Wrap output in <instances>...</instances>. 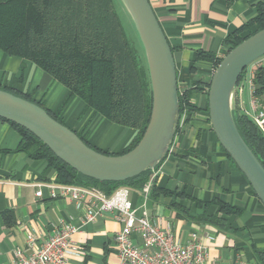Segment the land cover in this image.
Listing matches in <instances>:
<instances>
[{"label": "crops", "instance_id": "crops-1", "mask_svg": "<svg viewBox=\"0 0 264 264\" xmlns=\"http://www.w3.org/2000/svg\"><path fill=\"white\" fill-rule=\"evenodd\" d=\"M149 3L172 48L178 90L190 89V103L195 110L181 114L168 154L141 188L119 185L115 189L128 187V199L136 215H144L151 223L168 229L178 242H199L210 262L264 264V205L212 130L206 107L207 82L214 66L208 60L195 59L197 51L222 57L226 52L224 39L253 18L264 0H235L230 5L226 0ZM259 65L264 66V56L245 71L242 86L235 90L233 98L234 105L251 119L254 109L249 81ZM3 85L30 93L52 112H57L68 94L64 85L31 61L0 49V86ZM258 104L264 107L259 98ZM59 117L90 145L109 153L120 152L137 132L95 113L75 95L68 99ZM19 141V132L0 118V264H13L17 248L31 251L28 236L38 244L64 225L77 227L71 238L81 249L69 254L66 264H119L113 234L121 224L114 212L99 213L93 221L83 222L84 206L91 195L85 194L78 202L69 196L51 198L47 184L57 182L56 171L44 159L15 151ZM154 186L183 196H153ZM38 189L40 196L35 194ZM213 199L232 210L219 211L217 203L209 202ZM6 210L13 212L12 218H3ZM132 242L140 244L139 233L132 234Z\"/></svg>", "mask_w": 264, "mask_h": 264}, {"label": "trees", "instance_id": "trees-1", "mask_svg": "<svg viewBox=\"0 0 264 264\" xmlns=\"http://www.w3.org/2000/svg\"><path fill=\"white\" fill-rule=\"evenodd\" d=\"M233 1L235 0H226V3L230 5ZM262 28L264 6H259L253 18L224 39L225 54ZM0 49L8 55L31 61L64 85L68 94L57 112H52L30 93H21L8 85L0 86L1 89L38 104L61 123L60 110L75 95L95 113L137 131L131 142L117 153H109L90 145L84 136L76 132L90 147L105 154H123L133 148L141 138L151 111L149 76L146 64L143 65L139 52L123 29L113 0H0ZM222 57L197 51L195 59L208 60L215 68ZM251 81L253 95L263 105V65L253 70ZM208 86L209 81L207 88ZM190 92V89L178 90L180 116L184 111L187 113L195 110V106L190 103ZM232 114L242 138L264 167V132L234 103ZM7 122L20 134L15 151L24 152L33 159H44L56 171L57 182L95 187L108 195L119 185L141 188L151 173L146 170L120 182L98 181L82 175L64 163L27 129ZM151 193L153 196L160 193L183 196L181 192L158 186H154ZM209 202L217 203L218 210L224 213L232 210L216 199ZM12 213L10 210L4 211L3 218H12Z\"/></svg>", "mask_w": 264, "mask_h": 264}, {"label": "water", "instance_id": "water-1", "mask_svg": "<svg viewBox=\"0 0 264 264\" xmlns=\"http://www.w3.org/2000/svg\"><path fill=\"white\" fill-rule=\"evenodd\" d=\"M121 1L144 50L152 98L146 128L129 151L115 155L101 153L43 107L0 88V118L27 129L64 163L98 181L120 182L152 171L168 154L180 119L173 53L149 0ZM262 56L264 28L223 55L209 80L207 109L219 144L264 205V167L242 138L232 114L240 74Z\"/></svg>", "mask_w": 264, "mask_h": 264}, {"label": "built area", "instance_id": "built-area-1", "mask_svg": "<svg viewBox=\"0 0 264 264\" xmlns=\"http://www.w3.org/2000/svg\"><path fill=\"white\" fill-rule=\"evenodd\" d=\"M251 103L254 109L253 120L264 132V107L258 104V98L253 95L252 81H249ZM240 90L237 82L235 90ZM155 169V168H154ZM153 169V170H154ZM152 170V171H153ZM51 198L69 196L75 201L84 199L90 194L91 199L85 204L83 222H91L99 213H113L121 224L114 232L113 241L117 251L119 264H216L210 262L203 246L196 241L178 242L168 229L160 228L151 223L146 216H138L131 201L128 199V187L121 186L106 195L95 187H85L68 183H48ZM41 195V189L35 193ZM77 230L74 225H64L35 244V238L28 236V244L33 246L27 252L24 249L14 251L13 264H66L69 254L80 252L72 241V234ZM139 233L141 242H132V234ZM233 264H256L252 261H237Z\"/></svg>", "mask_w": 264, "mask_h": 264}, {"label": "rangeland", "instance_id": "rangeland-1", "mask_svg": "<svg viewBox=\"0 0 264 264\" xmlns=\"http://www.w3.org/2000/svg\"><path fill=\"white\" fill-rule=\"evenodd\" d=\"M113 1H114L115 9H116L117 14L119 16V19L122 23L123 29H124L128 39H129V41L133 44V46H135L136 50L139 52L143 65H145L146 59H145L144 50H143L141 41L138 37V34L136 32V29L134 27V24L132 22V19H131L129 13L127 12V10H126V8L123 5L121 0H113ZM252 63H250L246 67L245 71L249 70ZM145 68H147V64H146ZM147 75H148V70H147ZM242 81H244V75L242 76V78L240 80V83H239L240 87L242 86Z\"/></svg>", "mask_w": 264, "mask_h": 264}]
</instances>
